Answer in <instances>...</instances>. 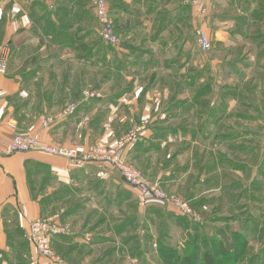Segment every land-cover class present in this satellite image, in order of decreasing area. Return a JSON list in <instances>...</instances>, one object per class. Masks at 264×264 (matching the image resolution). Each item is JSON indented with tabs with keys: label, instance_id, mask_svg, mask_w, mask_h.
I'll return each instance as SVG.
<instances>
[{
	"label": "crops",
	"instance_id": "1",
	"mask_svg": "<svg viewBox=\"0 0 264 264\" xmlns=\"http://www.w3.org/2000/svg\"><path fill=\"white\" fill-rule=\"evenodd\" d=\"M108 2L117 46L100 38L91 0H0V264H49L30 239L37 218L60 214L70 226L53 244L64 264H109L90 254L134 245L139 221L151 231L161 218L154 206L139 208L120 173L95 162L5 155L17 133L86 149L146 123L127 159L199 211L216 192L217 139L264 135V0ZM197 30L211 50H201ZM86 89L101 96L62 114ZM44 116L54 117L50 127Z\"/></svg>",
	"mask_w": 264,
	"mask_h": 264
},
{
	"label": "rangeland",
	"instance_id": "2",
	"mask_svg": "<svg viewBox=\"0 0 264 264\" xmlns=\"http://www.w3.org/2000/svg\"><path fill=\"white\" fill-rule=\"evenodd\" d=\"M93 9L95 10L94 7ZM85 91L101 94L98 90L94 89L83 90L78 100L67 104L61 113L64 114V110L70 105L72 106V104L76 105V109L69 115L75 113L79 108V101L85 97ZM142 124L145 125L146 123L133 124L114 144L96 145L107 147L118 145L135 127H137L136 130L142 128L144 126ZM145 126L140 131L139 141L143 131L147 128V124ZM263 136L261 138H254L248 142H245L246 140L242 138L230 140L217 139L220 166L216 181L214 182L216 186L213 187L216 192L213 194L212 199H208L207 202L199 205L201 212L198 209L196 210L192 203L186 200L184 195L180 193L179 195L178 191H169L165 187L168 195H173L178 200L187 202L193 212L196 213V217L184 212L181 207L169 199L157 202L148 197L145 205H140L137 200L136 189L126 183L118 170L107 167V171H117L120 173L126 186L135 193V198L140 209L147 210V208L154 206L155 213H159L161 218L159 222L156 219V223L151 231L150 228H147L148 224L146 220H140L138 228L133 229L134 231L131 234L134 236V245L131 244L127 248L123 247L116 251L110 248L97 249L94 250L95 254L90 255H95L96 257L100 255L101 260H111L112 262L109 264H120L119 261H121V264H163L161 259L163 256L169 255L171 251H176L178 255H184L191 253L194 247H199L201 257L206 250L215 252L216 257L222 260L223 263L221 264H264ZM139 141L137 143L131 141L119 151L121 156L131 164L133 163L127 159L126 151L128 148L138 144ZM208 142H211V139H208ZM210 201L211 203H209ZM169 218L176 222V224L168 222ZM145 229L148 231L142 234ZM147 232L153 233V235L147 236ZM235 242L239 244V255L237 254L236 257L238 256V258L233 261L230 259L232 255L225 254L222 250L224 246L231 247L232 243L235 244ZM185 247L187 248L186 250ZM56 254L62 261L60 260L57 263L46 261L49 264H64L63 256L57 252Z\"/></svg>",
	"mask_w": 264,
	"mask_h": 264
},
{
	"label": "built area",
	"instance_id": "3",
	"mask_svg": "<svg viewBox=\"0 0 264 264\" xmlns=\"http://www.w3.org/2000/svg\"><path fill=\"white\" fill-rule=\"evenodd\" d=\"M204 0H193L194 4H201ZM92 6L95 8L97 19L99 22L98 33L100 38L109 45L117 46L121 43L120 36L116 33L115 23L109 9L108 0H91ZM198 42L203 51H209L212 44L209 38L201 30H197ZM7 58L5 55L0 57V73H6ZM84 98L80 101L88 100L90 98L100 97L101 94L91 91H85ZM80 104V102H79ZM76 105L72 104L64 110V115H69L75 111ZM54 122L53 117L46 116L42 119V125L47 128ZM144 125V124H142ZM146 125V124H145ZM143 126L142 128L144 129ZM140 128L137 127L130 132V134L121 140L118 145L104 146L96 145L89 148L82 149L78 146H72L62 143L41 145L38 139L33 135L17 134L6 145L3 150L5 155H11L17 152L29 151H44L46 153L64 157L78 166H85L89 163L95 162L99 167H109L118 170L123 176L124 180L131 187L137 191V200L145 205L147 198L151 197L155 201H163L165 199L172 200L177 206L181 207L184 212L192 214L196 217L189 204L183 200H178L175 196L167 194L158 183H153L147 180L145 174L138 167L126 161L120 154V149L129 142L137 143L139 141ZM264 145V136L262 138ZM124 143V144H123ZM30 239L34 244L38 254L48 260L49 262H60L62 259L56 254L53 244L58 237L70 234V226L61 222L60 214L51 218H37L33 220L29 227Z\"/></svg>",
	"mask_w": 264,
	"mask_h": 264
},
{
	"label": "trees",
	"instance_id": "4",
	"mask_svg": "<svg viewBox=\"0 0 264 264\" xmlns=\"http://www.w3.org/2000/svg\"><path fill=\"white\" fill-rule=\"evenodd\" d=\"M115 30H116V28H115ZM116 33L118 34L117 31H116ZM120 39H121V36H120ZM121 42H122V40H121ZM237 241H239V240H237ZM238 245L239 244H237L236 242H235V244L232 243L231 247H228L226 245L223 247L222 252L225 254H227V253L231 254L232 256L230 257V259L234 261L236 258H238V256L236 257V255L239 253ZM186 249L187 248L185 247V250ZM161 261L163 264H221V263H223L221 259L216 257L215 252H210L209 250H206L202 254V257H201L199 247H194L193 251L191 253H187L184 255H182V254L178 255L176 253V251H171V253H169V255L163 256Z\"/></svg>",
	"mask_w": 264,
	"mask_h": 264
}]
</instances>
